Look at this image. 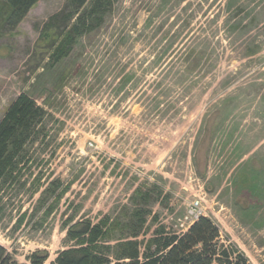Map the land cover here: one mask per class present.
Returning <instances> with one entry per match:
<instances>
[{"label":"rangeland","instance_id":"obj_1","mask_svg":"<svg viewBox=\"0 0 264 264\" xmlns=\"http://www.w3.org/2000/svg\"><path fill=\"white\" fill-rule=\"evenodd\" d=\"M68 4L9 33L0 0V124L24 94L46 112L0 192V247L56 264L73 224L144 251L206 217L264 264V0H113L55 62Z\"/></svg>","mask_w":264,"mask_h":264},{"label":"trees","instance_id":"obj_2","mask_svg":"<svg viewBox=\"0 0 264 264\" xmlns=\"http://www.w3.org/2000/svg\"><path fill=\"white\" fill-rule=\"evenodd\" d=\"M40 0H4L9 11L3 20L9 33L14 32L25 20ZM113 0H69L66 10L52 21L63 18L65 37L53 56L55 62L69 55L71 46L77 38L94 30L105 8L112 6ZM91 2V9H82ZM104 11V12H103ZM82 12V13H81ZM77 17L74 24L70 22ZM97 21V23H95ZM46 112L36 101L21 95L10 107L0 124V192L12 181L17 158L24 145L32 138L37 127L43 122ZM72 225V223H71ZM105 225L90 222L73 224L67 230L68 238L76 245L64 251L56 259V264H250L238 251H230L220 246V230L214 222L200 217L181 236L168 234L163 229L147 243L144 251L140 249L139 235L118 241L112 252L106 240ZM48 255L34 254L30 264H45ZM115 261V262H114ZM0 264H19L4 248L0 247Z\"/></svg>","mask_w":264,"mask_h":264}]
</instances>
